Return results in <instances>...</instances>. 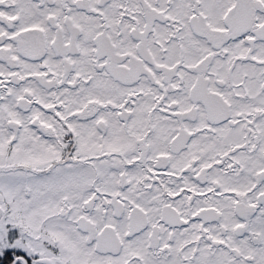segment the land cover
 <instances>
[{
	"label": "snow or ice",
	"instance_id": "snow-or-ice-1",
	"mask_svg": "<svg viewBox=\"0 0 264 264\" xmlns=\"http://www.w3.org/2000/svg\"><path fill=\"white\" fill-rule=\"evenodd\" d=\"M0 264H264V0H0Z\"/></svg>",
	"mask_w": 264,
	"mask_h": 264
}]
</instances>
